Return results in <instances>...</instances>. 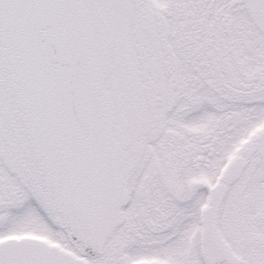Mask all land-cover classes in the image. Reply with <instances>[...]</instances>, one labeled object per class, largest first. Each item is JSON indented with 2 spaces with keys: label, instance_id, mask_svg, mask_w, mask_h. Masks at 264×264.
Wrapping results in <instances>:
<instances>
[{
  "label": "snow or ice",
  "instance_id": "6c2138e0",
  "mask_svg": "<svg viewBox=\"0 0 264 264\" xmlns=\"http://www.w3.org/2000/svg\"><path fill=\"white\" fill-rule=\"evenodd\" d=\"M0 264H264V0H0Z\"/></svg>",
  "mask_w": 264,
  "mask_h": 264
}]
</instances>
